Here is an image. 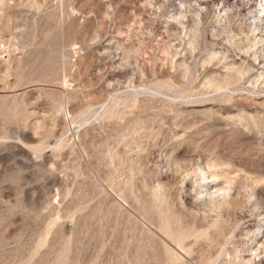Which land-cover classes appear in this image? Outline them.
Returning a JSON list of instances; mask_svg holds the SVG:
<instances>
[{
    "label": "rangeland",
    "instance_id": "1",
    "mask_svg": "<svg viewBox=\"0 0 264 264\" xmlns=\"http://www.w3.org/2000/svg\"><path fill=\"white\" fill-rule=\"evenodd\" d=\"M262 4L0 0V264H264Z\"/></svg>",
    "mask_w": 264,
    "mask_h": 264
},
{
    "label": "bare ground",
    "instance_id": "2",
    "mask_svg": "<svg viewBox=\"0 0 264 264\" xmlns=\"http://www.w3.org/2000/svg\"><path fill=\"white\" fill-rule=\"evenodd\" d=\"M262 5H264V4H262ZM258 19V18H257ZM257 19H256V21H257Z\"/></svg>",
    "mask_w": 264,
    "mask_h": 264
}]
</instances>
